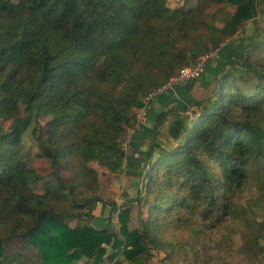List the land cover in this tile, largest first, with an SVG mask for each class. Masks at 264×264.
I'll return each mask as SVG.
<instances>
[{
  "label": "trees",
  "instance_id": "trees-1",
  "mask_svg": "<svg viewBox=\"0 0 264 264\" xmlns=\"http://www.w3.org/2000/svg\"><path fill=\"white\" fill-rule=\"evenodd\" d=\"M168 1L0 0V119L13 121L7 130L0 123V264L82 258L121 264V257L150 264L179 247L197 264L201 255L189 239L201 234L195 221L213 231L238 218L247 249L257 246L264 257V222L251 215L264 208V64L251 61L249 48L239 63L217 66L205 97L190 95L202 75L176 89L192 102L177 103L176 90L152 99L145 190L141 184L123 205L98 195L99 173L91 164L113 174L122 170V143L135 110L183 67L264 13V0H198L190 9H172ZM229 6L235 11L218 28ZM253 76L255 91L245 92ZM41 116L47 131L37 137L36 156L49 159L53 171L39 194L33 185L46 178L23 159L20 142ZM251 180L258 198L248 207L237 205V194ZM99 204L109 207L102 227L95 226ZM135 206L138 227L130 229ZM230 225L220 240L231 244L236 231ZM12 241L22 248L10 256Z\"/></svg>",
  "mask_w": 264,
  "mask_h": 264
},
{
  "label": "rangeland",
  "instance_id": "rangeland-1",
  "mask_svg": "<svg viewBox=\"0 0 264 264\" xmlns=\"http://www.w3.org/2000/svg\"><path fill=\"white\" fill-rule=\"evenodd\" d=\"M14 1L18 2L19 0ZM197 3L198 0H169L168 6L172 9H190L196 7ZM234 11L235 7L229 6L226 11L219 16V20L216 26L218 28H221L225 24V22L231 17ZM233 39L234 40L232 41V44L223 55L219 54L217 57L213 58L211 61L208 62L203 76L200 80L195 82V85L190 94L191 97L195 99L205 97L209 90L207 85L217 72V66H222L224 63H228L227 65L239 63L242 55L248 48L250 49L251 61L259 65L264 64V13L262 12L260 15H258L257 20L255 22H247L246 25L239 30L237 35L233 37ZM250 40H253V45L249 47ZM204 54H202L201 56H203ZM243 88L245 92L253 93L256 88L255 77H252V81L249 84L243 85ZM172 94V99L177 101V103L178 101L179 103L192 102L191 97L188 96L185 91L180 92L176 90ZM167 104L168 102L164 105V107H166ZM24 115L25 112L23 111V106H21L20 117H23ZM132 115H135V112ZM12 122V120L3 121L2 119H0V123L5 130L10 128ZM46 122L47 119L44 116L40 117L39 124L36 121H33L23 132L20 142V152L23 159L30 166L34 167L38 171V173L45 176L46 178L44 181L33 185L34 190L39 194H42L44 192L47 182L52 181L51 172L53 171L51 161L49 159L39 158L36 156L37 153L40 152L37 137L45 135L47 131ZM168 126L169 123L164 126L165 131H167ZM132 130V128L129 129L127 134H129ZM134 135L132 138L133 140ZM131 152L132 148L129 150V154ZM125 163L126 160L124 162L122 170L118 174H116V177L119 178V185L117 184L116 189L112 192H108L109 189H107L106 185L108 180H110V178L113 179L114 176H111L112 173L110 175L105 173L101 175V180L103 184L101 185V190L98 195L103 201L114 202L118 205H123L138 195L140 186H138V189L136 191L130 189L131 187H129L130 183L127 180V174H125V171L127 169V165ZM96 164L97 163H92V168L94 165L96 166ZM142 170H144V165L142 166ZM62 175L65 179H67V176L64 173ZM102 187H104V189H102ZM85 196L92 197V194L86 193ZM258 196L259 189L256 187V181L251 180L248 186L242 189L237 194L235 198V203L242 207H248L249 203L252 200L257 199ZM251 215L253 216L255 221L261 223L264 222V208H256L252 211ZM131 219L132 221L130 223V229L138 227V208L136 206L133 207ZM113 223L115 230L119 231L120 224L118 223V213H115L113 215ZM230 223L232 222L229 221L223 223L220 226L218 225L216 229L212 231L207 229L206 223L203 224L201 222L195 221L194 228L200 230L201 234L189 236V239L191 241L192 249L197 252H200L201 255L199 257V260H196L197 264H202L205 262H209L208 264H264V257L259 254L257 246L252 245V251L247 249L246 241H244L245 238H243L242 234V220L238 218L237 220H235L234 225H230ZM71 224L76 225V221L71 222ZM229 225L230 227H234L236 231L233 232V235L231 236V239L233 241V243L231 244L228 243L226 240H220V235L222 233H226L228 236L227 230ZM244 231L245 230H243V232ZM181 239L187 240V235L181 236ZM21 248V242L12 241L11 243H9V250L7 251V254L13 256L15 253L19 252ZM177 250L178 251H176L173 255L169 257L167 256L166 252L160 253V260L156 262H151L150 264H195L185 258V252L181 247H179ZM190 254L194 255L193 252H190ZM210 257H214L212 261L209 260ZM120 261L121 264H135L126 261L123 257L120 258ZM75 262H78L77 264H79L80 262L82 264H92V262L87 261V259L85 258L76 260L72 264H74ZM104 264L116 263L106 261Z\"/></svg>",
  "mask_w": 264,
  "mask_h": 264
},
{
  "label": "built area",
  "instance_id": "built-area-1",
  "mask_svg": "<svg viewBox=\"0 0 264 264\" xmlns=\"http://www.w3.org/2000/svg\"><path fill=\"white\" fill-rule=\"evenodd\" d=\"M233 40V37L227 39L220 45V47L199 57L193 64L183 67L177 75L170 78L160 89L153 92L145 100L144 107L135 110V123L134 127L132 128L133 130L125 136L122 146L127 156L129 155V150L132 148L133 135L142 131L147 124V114L152 99L160 94L174 91L189 81L199 79L205 72L208 62L217 57L226 46L232 43Z\"/></svg>",
  "mask_w": 264,
  "mask_h": 264
},
{
  "label": "crops",
  "instance_id": "crops-1",
  "mask_svg": "<svg viewBox=\"0 0 264 264\" xmlns=\"http://www.w3.org/2000/svg\"><path fill=\"white\" fill-rule=\"evenodd\" d=\"M159 105L160 103L157 102L155 104V108L158 109ZM147 118H148V122L146 126L144 127V129L134 135V140L132 142V152L127 156L126 163H125L127 165L125 174H127V180L130 183L129 187H131L130 189H133L135 191L138 189V186H141L142 184L141 180H142L143 173H144V170H142V166L144 165V154L146 153V147L148 145L147 143L150 137L149 127H151V125L149 121V116ZM93 168H95L98 171L99 180L102 185L103 183L101 180V175L104 173L110 175L111 172H109V170H107L106 168L98 164H96V166L94 165ZM111 176L112 177L114 176V178L113 179L110 178V180H108L107 182L106 186H107V189H109L108 192L110 191L112 192L113 190L116 189V185L117 184L119 185V182H118L119 178L116 177L117 175L112 173ZM102 189H104V187H102ZM108 210H109V207L107 205L99 204L97 206L94 212V215L96 216L95 226H98V227L105 226L106 222L102 221V217L108 214ZM78 262H75L74 264H77ZM79 264H82V263L80 262Z\"/></svg>",
  "mask_w": 264,
  "mask_h": 264
},
{
  "label": "water",
  "instance_id": "water-1",
  "mask_svg": "<svg viewBox=\"0 0 264 264\" xmlns=\"http://www.w3.org/2000/svg\"><path fill=\"white\" fill-rule=\"evenodd\" d=\"M148 175H149V171L146 170L145 174H144V177H143V180H142V189H143V191L145 190V187H146V181H147Z\"/></svg>",
  "mask_w": 264,
  "mask_h": 264
}]
</instances>
